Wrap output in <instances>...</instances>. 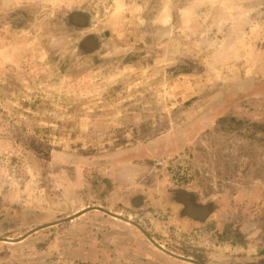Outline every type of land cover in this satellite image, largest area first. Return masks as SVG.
<instances>
[{"label":"rangeland","instance_id":"374dc122","mask_svg":"<svg viewBox=\"0 0 264 264\" xmlns=\"http://www.w3.org/2000/svg\"><path fill=\"white\" fill-rule=\"evenodd\" d=\"M76 10L114 57L74 58ZM107 206L176 255L264 264V0H0V218ZM47 232L0 264H186L100 211Z\"/></svg>","mask_w":264,"mask_h":264},{"label":"flooded vegetation","instance_id":"af4514ba","mask_svg":"<svg viewBox=\"0 0 264 264\" xmlns=\"http://www.w3.org/2000/svg\"><path fill=\"white\" fill-rule=\"evenodd\" d=\"M62 24L64 25V27L67 30H69V31H71L77 35V37L74 39V43H75V45H74V58L75 59L82 60V59H87V58H95L96 56L101 55L103 52H105V53L108 52L109 57H114L113 56L114 54L112 51L113 45L110 43L108 38H105V36H103V34L99 28V24L97 22V19L94 16H92L90 13H88L87 10H76V11L70 12L69 14H67L63 18ZM104 183L107 184V181H104ZM188 197H189V195H188ZM140 201L141 200H138L137 202L140 203ZM137 202H136L135 206L139 205ZM218 204H219L218 199L212 198V199L208 200L207 202L201 203L199 205L194 206V204H191L188 208H186V212L192 220L198 221V220L203 218V216L205 215L204 212L208 213V211L211 210L210 213H208V214L214 213V210H216ZM87 209H90V208H87ZM102 210L104 211V212H102V215L105 218V220L111 219L115 222L123 224L127 228L131 229V231L134 232V234H138L140 237H143V239H145V241H147L150 244V246H153L159 252L166 254L167 256L175 259L176 261L186 263V264H191L189 262L178 260L177 258H174V257L168 255L167 253H165L164 251L160 250L159 248H157L156 246H154L151 243V241L147 238V236L150 237L157 245H159L161 248H163L166 252H168L170 254H173V255L181 257V258L193 260V261L200 263V264H204L198 258H195V259L186 258L183 256L176 255L173 252H170L166 247H163V245L156 239L155 235L152 232H150L145 227V225L139 223L138 221L132 220V218H130V217H124L122 215L115 214L109 209L108 206L105 208H102ZM82 211H84V210H82ZM82 211H80V212H82ZM80 212H78V213H80ZM78 213H76V214H78ZM76 214L66 216L64 218H60L59 220H57V221L55 220L54 222H47L45 224H41L40 226H37L33 229H29L28 231L23 232L18 236L15 234V230L17 227L15 219L11 218L10 216H5L4 218H0V231L7 233V236L0 237V245L2 243H5V242H1V240H7V242L5 244L9 247V249H13V248L18 247L20 245L25 246L26 243L30 239L35 237L36 235L41 237V239H44L45 238L44 236L47 235L46 233H48L47 231H50L53 229H58L59 227L71 224L74 220H77L78 218L71 220V221L69 220V221L64 222V223L56 224V223L68 220ZM112 215L119 216L124 220L115 218ZM40 227L43 229H41L37 233L30 235L28 238H26V236H28V234L31 231H33L37 228H40ZM128 233L129 232H123L122 230H114V231L109 230L106 232L108 237L109 236H117V237L122 236L123 237L124 235L128 236L129 235ZM52 235H54V234H52ZM23 238H26V239L22 241ZM48 238H47V240H49ZM47 240H45V241H47ZM18 241H20V242H18ZM87 242H89V241H87ZM107 244H106V247L109 248L108 245H110V244H108V245ZM110 252H111V250L109 249L110 258L113 259L114 255H113V253L111 254ZM128 257L131 260H134L136 262H140V263L143 262L145 264L150 263L149 260H147L143 257L136 256L134 254H129ZM111 262L112 261L110 260V263Z\"/></svg>","mask_w":264,"mask_h":264},{"label":"water","instance_id":"95a60500","mask_svg":"<svg viewBox=\"0 0 264 264\" xmlns=\"http://www.w3.org/2000/svg\"><path fill=\"white\" fill-rule=\"evenodd\" d=\"M93 211L104 212L101 208H90V209H86V210H84V211H82V212H80V213L74 215L72 218H70V219H68V220H65V221H62V222H59V223H56V224L64 223V222H67V221H69V220H70V221H71V220H74V219H76V218L81 217L82 215H85L86 213L93 212ZM112 216L115 217V218H118V219L124 220V219H122V218L119 217V216H116V215H112ZM53 225H54V224H53ZM50 226H51V225H50ZM46 227H47V226H46ZM41 229H43V228L40 227V228H37V229L31 231V232L28 234V236H26V238H28L30 235H33V234L37 233V232L40 231ZM146 236H147V235H146ZM26 238H23L22 241L25 240ZM147 238L151 241V243H152L154 246H156V247L159 248L160 250L164 251V252L167 253L168 255H170V256H172V257H174V258H177L178 260H182V261H185V262H189V263H191V264H200V263H197V262H195V261H193V260H189V259L181 258V257L175 256V255H173V254H170V253L166 252L163 248H161L159 245H157V244H156V243H155L150 237L147 236ZM1 242H5V243H6L7 240H1ZM18 242H20V241H18Z\"/></svg>","mask_w":264,"mask_h":264}]
</instances>
